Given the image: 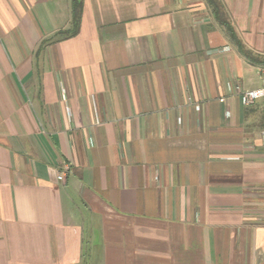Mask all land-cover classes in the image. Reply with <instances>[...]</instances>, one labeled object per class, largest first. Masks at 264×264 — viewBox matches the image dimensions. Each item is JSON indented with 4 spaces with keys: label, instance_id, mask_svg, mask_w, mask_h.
Wrapping results in <instances>:
<instances>
[{
    "label": "crops",
    "instance_id": "0c3cea01",
    "mask_svg": "<svg viewBox=\"0 0 264 264\" xmlns=\"http://www.w3.org/2000/svg\"><path fill=\"white\" fill-rule=\"evenodd\" d=\"M220 1L254 60L206 0H0V264H264V0Z\"/></svg>",
    "mask_w": 264,
    "mask_h": 264
},
{
    "label": "trees",
    "instance_id": "16d2710c",
    "mask_svg": "<svg viewBox=\"0 0 264 264\" xmlns=\"http://www.w3.org/2000/svg\"><path fill=\"white\" fill-rule=\"evenodd\" d=\"M209 7L212 10V14L215 19L220 23V25L225 29L226 34L229 36L231 41L236 44L239 48V51L246 55L247 57L254 60L251 56V53L247 51L243 43L239 40L234 28L230 25L229 21L225 17L224 7L220 0H206ZM71 24L68 29L61 30L55 34L51 39L56 41L65 40L68 38L75 37L80 30L82 22V13H83V0H71Z\"/></svg>",
    "mask_w": 264,
    "mask_h": 264
},
{
    "label": "built area",
    "instance_id": "2783aa9c",
    "mask_svg": "<svg viewBox=\"0 0 264 264\" xmlns=\"http://www.w3.org/2000/svg\"><path fill=\"white\" fill-rule=\"evenodd\" d=\"M260 75L262 79V84L259 88L252 90H245L239 93L241 103L243 106L249 107L255 104L257 101H261V100L264 101V65L260 69ZM260 134H261V138L264 141V125L263 128L261 129ZM58 179L63 180L64 176L60 175Z\"/></svg>",
    "mask_w": 264,
    "mask_h": 264
},
{
    "label": "rangeland",
    "instance_id": "374dc122",
    "mask_svg": "<svg viewBox=\"0 0 264 264\" xmlns=\"http://www.w3.org/2000/svg\"><path fill=\"white\" fill-rule=\"evenodd\" d=\"M78 217H79V219H81L82 215L79 214Z\"/></svg>",
    "mask_w": 264,
    "mask_h": 264
}]
</instances>
